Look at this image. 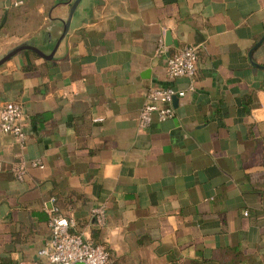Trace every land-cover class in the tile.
<instances>
[{
	"label": "crops",
	"instance_id": "0c3cea01",
	"mask_svg": "<svg viewBox=\"0 0 264 264\" xmlns=\"http://www.w3.org/2000/svg\"><path fill=\"white\" fill-rule=\"evenodd\" d=\"M76 1L0 0V60L42 53L0 67L27 134L0 131V264H48L56 209L115 264H264V0ZM188 46L196 78L169 79ZM152 88L186 96L141 129Z\"/></svg>",
	"mask_w": 264,
	"mask_h": 264
},
{
	"label": "built area",
	"instance_id": "2783aa9c",
	"mask_svg": "<svg viewBox=\"0 0 264 264\" xmlns=\"http://www.w3.org/2000/svg\"><path fill=\"white\" fill-rule=\"evenodd\" d=\"M161 47L163 48V43ZM199 55V47L193 46L175 52L168 61L166 69L168 78L171 80L195 79L198 72ZM192 89L191 87L190 90ZM185 96V91L174 88L150 89L146 96V103L139 115L140 128L148 129L155 121L163 123L172 119L175 116L173 100ZM164 104L165 106H163ZM0 131L14 137L22 147H25L27 134L24 130L23 108L19 103L8 102L0 106ZM29 168L43 169L44 166L39 161H22L13 165L11 172L17 181H24ZM1 169L2 165L0 164V171ZM93 218L97 227L104 228L107 223L105 206L95 208ZM74 226L73 219L59 214L57 209L54 210L49 220L51 235L45 246L39 251V257L45 259L48 264H115L105 247L95 245L84 240L82 236L72 233L71 229Z\"/></svg>",
	"mask_w": 264,
	"mask_h": 264
},
{
	"label": "water",
	"instance_id": "95a60500",
	"mask_svg": "<svg viewBox=\"0 0 264 264\" xmlns=\"http://www.w3.org/2000/svg\"><path fill=\"white\" fill-rule=\"evenodd\" d=\"M81 1H82V0H77L75 3L72 4V7H71V13H70V18H69V20L71 19V17H72V15H73L74 11L76 10L78 4H79ZM69 25H70V23H69V21H67V23L65 24L64 34H63V36H62V39H63V38L65 37V35L67 34L68 29H69ZM62 39H61V40H62ZM263 41H264V38L262 39V41H261L258 45H256L255 49H256V48H257V47H258ZM27 49H31V50H34V51H36V52L42 54L40 51H38L37 49H34V48H32V47H28V46L20 47V48H18V49H15L14 51H12L11 53H9L8 55H6L4 58H2V59L0 60V67H2L7 61H9V60H10L13 56H15L17 53L21 52L22 50H27ZM49 58H51V57H49ZM177 103H178V99L175 98V99L173 100V105L176 106Z\"/></svg>",
	"mask_w": 264,
	"mask_h": 264
}]
</instances>
